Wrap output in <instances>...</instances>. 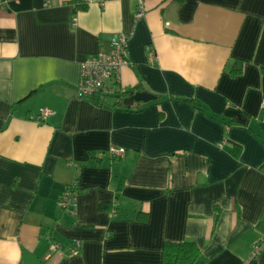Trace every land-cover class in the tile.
Wrapping results in <instances>:
<instances>
[{"label":"crops","instance_id":"0c3cea01","mask_svg":"<svg viewBox=\"0 0 264 264\" xmlns=\"http://www.w3.org/2000/svg\"><path fill=\"white\" fill-rule=\"evenodd\" d=\"M119 32L121 88L156 97L131 109L78 96ZM263 100L264 0H0V264H264Z\"/></svg>","mask_w":264,"mask_h":264},{"label":"built area","instance_id":"2783aa9c","mask_svg":"<svg viewBox=\"0 0 264 264\" xmlns=\"http://www.w3.org/2000/svg\"><path fill=\"white\" fill-rule=\"evenodd\" d=\"M145 15V8L141 4L136 12V19H141ZM130 35L124 32L115 33L108 44L107 49L100 50L95 55L86 59L81 65V76L78 85L79 97H99L103 99L107 96L115 97L120 100L128 92L121 88V69L128 63L127 46ZM264 110V100L261 104ZM53 112L47 109H41L37 115L31 117L32 120L39 123L47 120ZM109 154L112 157L123 158L126 154L124 148H113ZM78 194L77 183H73L65 188L58 199V206L61 209H70L75 206L76 196ZM116 210L111 211L114 216ZM80 243L75 241L73 246L66 254L73 257L79 254ZM256 256L260 251L259 245L254 247ZM59 250L57 244H52L49 248V256Z\"/></svg>","mask_w":264,"mask_h":264},{"label":"trees","instance_id":"16d2710c","mask_svg":"<svg viewBox=\"0 0 264 264\" xmlns=\"http://www.w3.org/2000/svg\"><path fill=\"white\" fill-rule=\"evenodd\" d=\"M78 9H87V5L78 6ZM243 64L236 62L232 72L237 75L242 72ZM141 92L140 87L129 91L124 96L120 97L115 105L124 106L126 109H131L133 106H140L141 103L135 100V94ZM236 151L239 147L234 145ZM104 208V206H103ZM257 256L254 257L252 263L256 262ZM204 257L201 249L195 241L171 242L164 244L162 250V264H203ZM251 263V264H252Z\"/></svg>","mask_w":264,"mask_h":264},{"label":"water","instance_id":"95a60500","mask_svg":"<svg viewBox=\"0 0 264 264\" xmlns=\"http://www.w3.org/2000/svg\"><path fill=\"white\" fill-rule=\"evenodd\" d=\"M155 99H156L155 96H153L152 94L147 93V92H138L135 94V100L140 102V103L141 102L147 103V102L153 101Z\"/></svg>","mask_w":264,"mask_h":264}]
</instances>
